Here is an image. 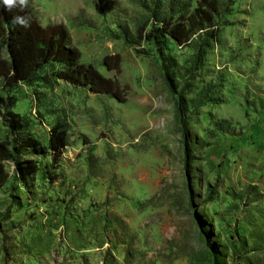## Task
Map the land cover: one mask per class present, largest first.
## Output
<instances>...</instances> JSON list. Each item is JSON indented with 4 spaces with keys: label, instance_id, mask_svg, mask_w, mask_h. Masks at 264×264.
<instances>
[{
    "label": "rangeland",
    "instance_id": "1",
    "mask_svg": "<svg viewBox=\"0 0 264 264\" xmlns=\"http://www.w3.org/2000/svg\"><path fill=\"white\" fill-rule=\"evenodd\" d=\"M141 1L29 0L121 101L56 81L51 67L9 92L42 146L55 125L68 144L57 164L25 156L39 164L28 187H0V264H211L210 249L226 264H264V0H215L217 44L194 67L191 45L168 43L170 81L153 43L121 34ZM161 1L163 13L196 4ZM114 56L118 72L103 65Z\"/></svg>",
    "mask_w": 264,
    "mask_h": 264
},
{
    "label": "trees",
    "instance_id": "2",
    "mask_svg": "<svg viewBox=\"0 0 264 264\" xmlns=\"http://www.w3.org/2000/svg\"><path fill=\"white\" fill-rule=\"evenodd\" d=\"M161 0L141 1L142 15L135 24L133 33L122 28L123 38L133 44L151 42L163 59L168 43L177 47L191 45L193 66L200 64L212 47L217 44L219 30L217 17L218 3L215 0H196L192 12H162ZM28 7L8 10L0 0V126L5 135H0V187L9 179L28 187L39 172V164L32 157L51 156L57 164L68 144V135L62 125H55L49 131L47 146H42L28 132V125L19 114L13 112L16 100L9 92L18 84L32 86L44 80L41 73L51 67V77L74 87L87 89L94 94H102L121 101V88L115 80L104 78L95 68L80 63V53L68 45V32L62 25L42 26L30 13ZM186 8H183L185 10ZM24 16L28 27L12 23L14 16ZM163 69L170 81L171 63L163 59ZM170 64V66H169ZM103 65L109 71H119V56L106 57ZM6 91V92H5ZM207 97L200 92L193 102L197 105ZM181 99V98H180ZM183 100L176 107V118L183 120ZM5 162H12L14 171L10 177L4 169ZM211 264H226L219 254L210 249Z\"/></svg>",
    "mask_w": 264,
    "mask_h": 264
},
{
    "label": "clouds",
    "instance_id": "3",
    "mask_svg": "<svg viewBox=\"0 0 264 264\" xmlns=\"http://www.w3.org/2000/svg\"><path fill=\"white\" fill-rule=\"evenodd\" d=\"M29 0H2V5L7 8L8 10H11L13 8H19L21 10L28 7ZM13 24L20 25L22 27H28L29 21L24 16H14L12 19Z\"/></svg>",
    "mask_w": 264,
    "mask_h": 264
}]
</instances>
